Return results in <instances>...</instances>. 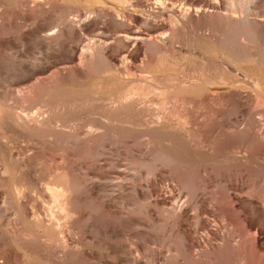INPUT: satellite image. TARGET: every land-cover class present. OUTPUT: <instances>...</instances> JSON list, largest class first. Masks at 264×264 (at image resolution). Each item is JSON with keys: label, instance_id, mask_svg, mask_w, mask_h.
Instances as JSON below:
<instances>
[{"label": "rangeland", "instance_id": "1", "mask_svg": "<svg viewBox=\"0 0 264 264\" xmlns=\"http://www.w3.org/2000/svg\"><path fill=\"white\" fill-rule=\"evenodd\" d=\"M78 1L84 3V0ZM220 2L222 13L232 14L239 23L231 24L228 19L214 14L200 21L194 30L179 27L174 54L155 57L157 62L162 60V69L155 63L159 68L156 71L158 76L168 75L171 69L169 74L179 73L190 83H201L202 79L225 75V64L240 73L249 72L251 68L264 69V0ZM231 11L233 13H229ZM61 13L51 5L32 6L17 1L5 8L3 16L9 30L15 33L17 29H34L52 21L54 24ZM94 19L91 16L85 27L77 29L70 23H64V31L67 30L61 39L66 44L67 62L73 59L76 50L95 38L97 22L101 19ZM158 20H161L159 16ZM166 21L177 24L174 17ZM76 30L80 35H75ZM228 30L231 31L229 35ZM16 45H11L12 48L7 45L6 51L0 50V81L3 83H16L19 76V80L22 75L23 78L27 74L29 76L38 66L62 61L56 46L49 45L40 52L33 43L30 45L32 52L29 50L32 55L29 56H35L38 62L34 63V68L26 64L21 66L12 61ZM177 47L188 48L195 54L181 53ZM140 65L118 66L119 69L120 66L121 69L128 66L132 70L131 77L115 73L110 66L96 64L87 79L66 80L63 87L67 93L83 98L75 113L77 116L71 122L74 130L86 132L89 127L93 129L95 124L98 126L103 121L105 113L101 104L84 101L87 92L117 99L123 93L121 82L139 81V76H143ZM166 66L169 72L164 70ZM144 76L150 77V74L145 73ZM165 83L146 91L143 111L135 115L125 111L114 116L115 122L109 125L112 131L97 129L101 133L96 141L87 149L84 146L77 148L76 157L82 162L107 163L109 181L115 184L114 188L94 186L95 203L83 200L79 205L80 244H89L83 246L93 252L91 264H264V116L256 115V111L252 114L244 111L242 114L238 110L240 102L232 97L212 98L207 92L193 88L187 90L188 93L176 88L173 82ZM243 85L249 88L248 84ZM259 99L257 107L261 108L260 102L264 98ZM35 104V100L24 103L31 112H36ZM171 110L178 112L172 113ZM241 120L249 122V129L245 132L237 131L236 126ZM154 129L155 139L150 141L145 133ZM49 152L45 150V156H50ZM119 169L123 170V175L116 173ZM135 187L139 189L141 203L137 209L128 210L126 221L113 212L110 215V212L107 215L105 211L102 213L95 205L99 194L110 192L118 205L126 202L124 204L131 208L134 205L132 196L118 197L122 193L132 195ZM121 247L124 250L130 247L127 250L131 257L120 256ZM136 250L139 251L140 262L132 260ZM131 252H134L133 257Z\"/></svg>", "mask_w": 264, "mask_h": 264}, {"label": "bare ground", "instance_id": "2", "mask_svg": "<svg viewBox=\"0 0 264 264\" xmlns=\"http://www.w3.org/2000/svg\"><path fill=\"white\" fill-rule=\"evenodd\" d=\"M17 1H22V3L24 1L32 6L51 5V8L62 12L61 17L54 24L52 21L50 24L33 27L34 29L32 27L27 28L28 30L17 29L14 33L5 24L3 12L7 6ZM220 1L84 0V3H80L81 1L78 0H0V50L6 51L4 48L7 45L19 44L16 45L17 49H14V54L12 53V61L20 65L26 64L28 67L38 62L35 56H29L32 55L29 50L33 43L40 52L49 45L56 46L62 58V61L56 60L52 64L32 69L29 76L24 75L25 78L22 75L19 80V76L17 78L19 81L16 80V83L0 81V264H79L81 262L91 264L90 258L93 259L91 257L94 256L93 252L90 248L89 251L85 248L89 244H85L86 242L80 244L78 239L79 205L83 200H86L85 203L87 200L95 203L94 186L104 185L106 188H111L115 187V184L109 181L107 163L82 162L76 157L77 148L84 146L87 149L100 136L101 131H112L109 125L115 122L114 116H120V113L125 111H130L134 115L140 110L143 111L145 93L153 87L167 84L165 81H168L173 82L176 88H181L184 92L193 88L199 92H207L212 98L232 97L240 102L238 110L242 114L244 111L248 114L256 111V115L264 116L262 108L264 101L260 102L263 110L257 107L259 98H264V69L251 68L249 72L240 73L236 68L225 64L226 68L223 70L225 75L205 78L201 83H190L179 73L169 74L171 69L169 68L170 72L167 71V66L170 67V63L164 69L169 72L168 75L158 76L159 73H156L159 68L155 63L160 67L162 60L157 62L155 57L156 55L163 57L174 54L176 50L174 42L179 27L194 30L199 27L200 21L214 14L228 19L231 24L239 23L232 14L227 16L222 13ZM91 16L92 19L95 17L96 21L101 19L97 22L98 24L95 21L98 28L95 38L88 40L85 45L82 43L83 46L80 45L81 48L74 52L73 59L67 62L65 59L67 57L66 44L61 39L67 30L64 31L63 26H66L64 23L67 25L70 23L76 29L85 27ZM158 16L161 20H158ZM164 17L169 19L174 17L177 24L173 25ZM229 32L231 31L228 30V35ZM77 34H79L78 31L75 35ZM222 37L224 38L223 35ZM177 49L187 55L195 54L194 51L187 50L188 48L177 47ZM207 61L210 63V60ZM137 63L141 64L140 74L143 76H139V81L134 78L135 82H121L123 93L117 99L109 96V98H103L95 92H87L85 96L83 95L86 103L99 102L105 114L102 116V123L98 126L95 124L93 129L88 126L89 129L82 133H78L77 129V131L74 130L71 122L83 98L67 93L63 87L65 81L87 79L96 64L110 66L115 69V73H124L125 76L131 77L132 70L128 69V66L123 69L121 66L119 69L118 66ZM151 69L155 71L151 72ZM145 73H149L150 77L144 76ZM244 83L248 84L249 88L245 87ZM32 100L36 101V112H31V108H25L24 103ZM173 112L178 111L173 110ZM247 121L239 122L236 126L238 132H245L249 129ZM155 131V129L147 130L145 136L153 141ZM45 150L50 151L51 155L49 152L50 156H45ZM99 166V169L95 168ZM116 173L123 175V170L119 169ZM80 189H82L81 193ZM109 193L99 194L98 192L100 197L96 196L99 201L96 200L95 205L99 211L101 209V212H107L106 215L108 212H110L108 215L113 212L120 217L119 219L125 218L124 221L129 217L128 210L137 209L141 203L140 192L137 188L133 190L132 195L120 193L118 197L122 199L132 196L134 205L131 208L124 204L126 202L118 205ZM85 232L89 233V231ZM127 249L124 250V247H121L122 252L119 255L131 257ZM137 251L135 257H133L134 252H131L132 260L140 262L137 254L139 251Z\"/></svg>", "mask_w": 264, "mask_h": 264}]
</instances>
